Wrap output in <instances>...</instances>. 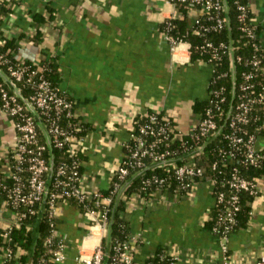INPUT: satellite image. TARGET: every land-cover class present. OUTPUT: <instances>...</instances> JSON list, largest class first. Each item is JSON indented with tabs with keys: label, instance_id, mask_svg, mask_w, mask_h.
Instances as JSON below:
<instances>
[{
	"label": "built area",
	"instance_id": "1",
	"mask_svg": "<svg viewBox=\"0 0 264 264\" xmlns=\"http://www.w3.org/2000/svg\"><path fill=\"white\" fill-rule=\"evenodd\" d=\"M167 1L174 8L164 20L167 25L163 34L174 56L180 44L184 43L191 57L193 46L185 35L172 32L174 19L185 16L191 20L185 34L201 35L231 27L228 0ZM182 4L186 11L181 10ZM236 7L239 28L253 45L254 53L249 57L243 54L235 56L233 38L229 43L205 38L198 44L196 48L200 55L197 60L212 66L209 99L213 105L207 107L190 130H184L175 116L160 109L138 114L146 118L138 125L135 115L130 136L123 143L128 152L124 151L116 167L109 184L110 194H104L85 173L86 163L81 154L86 149L90 130L85 132L86 119L76 108L73 96L46 77L44 71L48 65L43 59L27 62L19 57V61L13 62L5 53H0V108L10 118L13 127V142L0 155V196L9 215L3 227L4 240L9 243L0 248L2 262L16 257L15 246L10 244L12 227L20 226L33 216L38 219L46 210L51 227L45 239L48 256H44L39 264H59L63 261L67 257L69 240L59 230L58 218L62 204L75 201L82 206L89 223V232L77 255L79 261L83 264H140L136 255L143 243L141 231L130 229L125 239L114 242L109 238L114 196L125 198L128 212L140 206H155L179 198L191 199L197 195L202 183L209 188L213 202L218 206L212 231L227 241L238 224L237 213L243 207L242 193L248 192L255 200L264 189V174L250 177L237 165L227 169L236 162L248 166L260 165L264 160V134L257 132L264 129V77H261L264 75V41L254 15H250V0L247 3L237 1ZM227 52L232 58L233 96L230 109L225 111L222 105L227 99L225 85L215 84L218 77L227 72L217 73L213 63ZM236 62L243 63L247 68L241 71L238 102L234 105ZM1 64L7 65V71ZM24 87L32 88L28 96L22 91ZM262 113L263 121L251 131L249 124L258 121ZM223 114H226L230 127L224 135L227 147L220 149V158L212 162L208 171L195 157L208 141L222 132L217 117ZM184 136H189V139L172 147V140L183 139ZM54 148L65 149L68 158L56 161ZM147 158L151 159L150 164H164L168 168L171 164L173 176L180 181L175 190L182 192L168 197L162 187L166 179L153 175L144 180L142 187L155 185L149 195L143 194L142 189L124 195L133 175L142 174L150 165ZM222 249L224 264H234L235 256L228 252L226 245ZM23 251L17 250L20 253ZM160 258V264H188L176 245L166 247ZM16 262L22 264L21 261ZM253 264H264V247Z\"/></svg>",
	"mask_w": 264,
	"mask_h": 264
},
{
	"label": "crops",
	"instance_id": "2",
	"mask_svg": "<svg viewBox=\"0 0 264 264\" xmlns=\"http://www.w3.org/2000/svg\"><path fill=\"white\" fill-rule=\"evenodd\" d=\"M3 1L11 9L0 15V37L25 33L18 57L41 60L57 55L60 85L92 125L83 152L85 173L101 189L107 188L114 176L135 115L160 109L175 116L184 130L199 120L193 103L209 98L212 66L192 61L184 43L175 56L171 53L160 28L173 12L171 2L0 0V6ZM48 6L54 12L52 20ZM250 6L264 41V0H250ZM37 13L45 16L43 22L34 19ZM38 27L43 39L31 42ZM12 142L11 120L0 108V155ZM212 203L209 188L202 183L191 199L126 212L131 228L143 236L136 260L144 264L159 245H176L188 264H224L222 248L226 245L236 258L234 264H253L264 247V189L252 204L246 226L232 232L227 241L205 223ZM8 216L0 196V229ZM58 227L69 240L67 257L59 264H83L77 255L89 223L76 203L62 204Z\"/></svg>",
	"mask_w": 264,
	"mask_h": 264
},
{
	"label": "trees",
	"instance_id": "3",
	"mask_svg": "<svg viewBox=\"0 0 264 264\" xmlns=\"http://www.w3.org/2000/svg\"><path fill=\"white\" fill-rule=\"evenodd\" d=\"M237 1H241L244 3L249 2V0H228L229 4V17L231 21V27L224 28L220 32H209L205 34H193V33H186V29L189 28L191 25V20L188 17H182V18H176L173 20V28L172 32L174 34L178 35H185V37L192 41V53H191V60L196 61L200 55L199 50L196 48L198 44H201L205 38H211L215 42H219L221 40L229 43L231 38H233V44L235 46L234 48V55L243 54L245 57L251 56L255 49L251 42L247 40L245 36L242 35V31L239 28L240 22L238 20L237 14ZM182 11H186V7L184 4L180 6ZM11 8L6 6L5 1L1 3L0 6V15L6 12H9ZM49 10V19L52 20L54 18V12L50 6H48ZM250 15H254L253 12L250 13ZM34 19L37 22H43L45 20V16L41 13H37L34 15ZM166 21H163L161 23V29L164 31L166 28ZM259 31V26H258ZM260 33V32H259ZM25 37V33H20L18 35H12L11 37L3 35V41L0 44V53H5L8 58H10L13 62L19 61V57L17 55V52L20 48L21 39ZM43 39V31L39 27L36 29L35 34H33L30 37L31 42H39ZM262 51L264 52V47H262ZM57 55H52L50 57L44 58L43 62H45L48 65V68L45 69L44 73L46 77H48L54 84H60L61 75L59 71V64L57 62ZM27 62H31V59H26ZM214 67L217 70V73L221 72H227L226 75L220 76L217 79L216 86L219 85H225V94H226V101L222 104L225 111H228L231 107V100L233 96V76H232V58L230 56V53L227 52L223 54L222 58L219 60H215L213 63ZM3 69L7 71V65L1 64ZM247 66H245L243 63L236 62L235 67V80H236V93L234 97V105L238 102V92H239V83L242 80L241 77V71L243 69H246ZM261 77H264L262 75ZM23 93L28 96L30 92L32 91V88L30 87H24L22 89ZM213 96V95H212ZM74 98V97H73ZM213 102L211 99L201 100L196 99L193 103V109L196 112H199V116H201L207 107L212 106ZM260 119L258 121H252L249 124V128L251 131H254L259 123L263 121V113L260 115ZM137 123H144L146 118L144 115H137L136 116ZM218 122L222 125V132L219 133L217 136L213 137L210 141L207 142V144L204 146L202 151L198 154L197 157H195L200 164L205 166L208 171L211 170V164L213 161L220 158V149L224 146L227 147V140L225 138V133H227L230 130L229 123L226 121V114L217 117ZM85 124V132L92 129V125L87 122V120L84 121ZM257 132H261V134H264V129H259ZM189 136H184L183 139H176L172 140L171 144L172 147L179 146L180 143H182L185 140H188ZM128 140V139H127ZM162 147V145H160ZM125 153L128 152L127 148L124 147ZM54 154L56 161H59L61 159L68 158V155L65 151V149L60 148H54ZM81 156L84 158V154H81ZM146 161L150 164L151 159L147 158ZM183 160H179V162H182ZM233 165L239 166L241 171L250 177L254 176H261L264 174V160L260 165H248L245 166L240 163L230 164V166L227 169H231ZM173 168L170 164L169 168L167 165L159 164V163H153L148 165L146 170L140 174V175H133V179L130 181L129 185L124 191V195H128L129 193L142 189L144 186V180L150 176L153 175H159L166 179V181L163 183V190L166 193L168 197H172L177 193H181L182 190L176 191L175 188L180 186V181L177 180L173 176ZM155 189V185H151L147 188L142 189V193L145 195H149L153 190ZM104 194H110L111 188L108 186L107 188L101 189ZM254 200V197L250 195L248 192L242 193V201H243V207L240 209L237 213L238 218V224L236 225L234 231L237 229L246 226L248 219L251 215V209H252V202ZM76 203L75 201H72ZM80 209L83 211V208L80 204L76 203ZM126 200L124 197H120L119 199L117 196H114L113 201V208H112V223H111V230L109 234V238L112 242H114L116 239H125L127 237L128 231L131 228L129 225V222L126 218ZM218 214V206H215V203H212V206L210 208V212L207 214L205 223L207 226L212 230L213 226L216 223ZM36 220V221H35ZM36 222V223H35ZM12 241L10 244H13L15 246V254L16 257L6 258L2 264H16L17 260L21 261L22 264H39L40 260L44 256H48V245L46 244V236L50 233L51 227L49 220L47 218V210L44 212V214L36 219L34 216L30 217L28 221L23 222L20 226H13L12 227ZM233 231V232H234ZM4 229H0V248H2L3 245H7L9 242L4 240L3 236ZM221 233L220 231H218ZM218 234L217 232H215ZM18 249H23L24 251L22 253L17 252ZM166 247L159 245V247L156 249V251L151 254L144 264H160L162 261L160 258V254L164 252ZM15 256V255H14Z\"/></svg>",
	"mask_w": 264,
	"mask_h": 264
},
{
	"label": "rangeland",
	"instance_id": "4",
	"mask_svg": "<svg viewBox=\"0 0 264 264\" xmlns=\"http://www.w3.org/2000/svg\"><path fill=\"white\" fill-rule=\"evenodd\" d=\"M13 128V127H12ZM5 206V205H4Z\"/></svg>",
	"mask_w": 264,
	"mask_h": 264
}]
</instances>
